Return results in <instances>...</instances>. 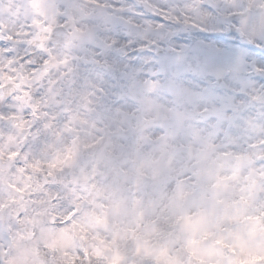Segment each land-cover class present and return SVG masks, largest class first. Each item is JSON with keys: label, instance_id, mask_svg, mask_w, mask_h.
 I'll use <instances>...</instances> for the list:
<instances>
[{"label": "rangeland", "instance_id": "374dc122", "mask_svg": "<svg viewBox=\"0 0 264 264\" xmlns=\"http://www.w3.org/2000/svg\"><path fill=\"white\" fill-rule=\"evenodd\" d=\"M14 2L17 0H0V18L7 15L3 7ZM113 2L130 6L139 0ZM150 2L169 4L174 0ZM40 5L42 10L51 11L55 0H40ZM141 22L163 20L146 12ZM113 35L121 42L138 39V34L124 25H119ZM169 40L161 45L165 51H141L136 44L126 53L111 51L108 56L132 75L139 73L142 79L159 72L162 84L175 72L183 71L178 58L166 51L168 48L184 50L185 63L196 64L211 55V50L220 49L224 55L216 57L218 65L247 57L249 62L264 66V50L249 45L227 27L206 32L173 28ZM88 70V66H81L82 74ZM57 80L64 81L63 85L56 84L55 93L62 97L67 115L59 123L49 119V128L39 144H25L26 127L22 133L0 130L3 264H150L156 259L149 247L154 232L141 229L145 223L155 228L158 208L146 195L141 198V193L150 191L145 168L154 153L173 162L178 161L173 157L178 151L195 157L200 182L224 193L221 202L228 206L226 214L239 215L248 222L256 198L264 195V126L243 132L232 128L229 136L219 123L200 122L184 108L170 111L173 122L168 123L163 119L168 111L166 102L159 95L129 88L126 98L115 103L97 94L98 82L93 80L73 82L72 75L62 70L59 75L52 73L51 82ZM183 81L192 82V87L205 84L189 71H183ZM250 83L259 88L264 85V76L242 71L229 86L210 87L229 96ZM59 115L53 108L52 116ZM22 148L21 159L26 161L23 172L13 167L15 157L11 155ZM158 171L154 167L152 176ZM142 241H147L143 248ZM230 248L234 255L217 264H264V239L258 233H250L239 247ZM212 251L223 257L222 251ZM175 264L182 262L177 259Z\"/></svg>", "mask_w": 264, "mask_h": 264}, {"label": "snow or ice", "instance_id": "6c2138e0", "mask_svg": "<svg viewBox=\"0 0 264 264\" xmlns=\"http://www.w3.org/2000/svg\"><path fill=\"white\" fill-rule=\"evenodd\" d=\"M2 11L7 15L0 18V130L22 133L26 127V145L39 144L49 128V119L59 123L67 115L62 97L55 93L56 84L63 85L64 81L51 82L52 73L59 75L60 70L71 74L73 82L82 78L98 82L97 94L115 103L126 98L129 88L159 95L166 102L168 111L163 119L168 123L173 122L170 111L184 108L200 122L219 123L229 136L232 128L243 132L264 126V85L257 88L250 83L229 96L210 87L229 86L242 71L264 76V66L249 62L247 57L218 65L215 59L224 53L213 49L211 55L192 64L185 63L184 50L168 48L166 51L178 58L183 71L205 82L192 87V82L183 81V71L175 72L162 84L159 72L142 79L139 73L132 75L108 56L111 51L126 53L136 44L141 51H165L161 45L170 43L173 28L206 32L227 27L249 45L264 50V0H174L169 4L139 0L130 6L113 0H55L51 11L42 10L40 0H17ZM146 12L162 18L163 23H142ZM119 25L138 34V39L121 42L113 35ZM82 65L90 70L82 74ZM53 108L59 116H52ZM23 151L11 153L15 157L13 167L21 172L26 162L21 159Z\"/></svg>", "mask_w": 264, "mask_h": 264}, {"label": "clouds", "instance_id": "9594fccd", "mask_svg": "<svg viewBox=\"0 0 264 264\" xmlns=\"http://www.w3.org/2000/svg\"><path fill=\"white\" fill-rule=\"evenodd\" d=\"M153 155V161L145 168L150 191L141 193V198L146 195L158 208L155 228L145 223L141 229L154 232L149 247L156 259L150 264H175L177 259L182 264H217L218 260L233 256L230 245L239 247L250 233H258L264 239V195L256 198L248 222L244 223L239 215L226 214L228 206L221 202L222 191L200 182L195 157L181 164ZM154 167L159 171L152 176ZM145 243L142 241V248ZM213 249L222 251L223 257L213 254Z\"/></svg>", "mask_w": 264, "mask_h": 264}, {"label": "water", "instance_id": "95a60500", "mask_svg": "<svg viewBox=\"0 0 264 264\" xmlns=\"http://www.w3.org/2000/svg\"><path fill=\"white\" fill-rule=\"evenodd\" d=\"M174 157H175L177 160L184 161L185 159L188 158V155H187V153L184 152V151H178L177 153H175Z\"/></svg>", "mask_w": 264, "mask_h": 264}]
</instances>
